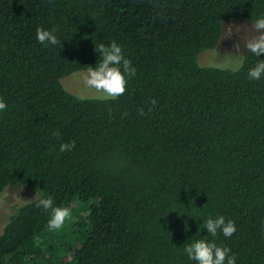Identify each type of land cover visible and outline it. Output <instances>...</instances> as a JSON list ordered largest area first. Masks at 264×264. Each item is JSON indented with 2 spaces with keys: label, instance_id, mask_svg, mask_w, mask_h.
I'll return each instance as SVG.
<instances>
[{
  "label": "trees",
  "instance_id": "1",
  "mask_svg": "<svg viewBox=\"0 0 264 264\" xmlns=\"http://www.w3.org/2000/svg\"><path fill=\"white\" fill-rule=\"evenodd\" d=\"M260 17L264 0H0V194L39 190L0 230V264H197L184 247L205 237L264 264V76L247 75L264 54L237 72L198 61L226 20ZM112 40L136 68L125 94L69 91ZM48 196L72 210L58 231L36 207ZM220 215L231 237L201 226Z\"/></svg>",
  "mask_w": 264,
  "mask_h": 264
},
{
  "label": "clouds",
  "instance_id": "2",
  "mask_svg": "<svg viewBox=\"0 0 264 264\" xmlns=\"http://www.w3.org/2000/svg\"><path fill=\"white\" fill-rule=\"evenodd\" d=\"M242 28L246 31L243 37L244 47L247 52H251L259 58L264 54V17L252 20L251 26H236L237 31ZM55 31V29L38 27L36 38L44 45H59L61 41ZM229 34H231V26L229 27ZM94 43L95 50L99 53V60L95 66H87V72L82 77L83 84L94 93L93 99L99 101L116 100L125 94L128 80L136 75V68L132 66V61L125 56L122 46L115 40L109 44L96 43L95 41ZM237 47L239 48L240 45L238 44ZM242 66L243 61L238 60L232 67V71L237 72ZM247 75L249 79H261L264 76V59H258L256 65L248 71ZM157 103L156 99L151 101L149 112ZM7 108L6 101L0 97V112L6 111ZM138 113L144 115V108H139ZM53 134L60 135L58 131ZM75 145V140L64 142L61 143L59 150L60 152H70L75 148ZM36 207L51 213L47 223V227L51 231L62 229L66 221L72 218L71 208L54 206V200L51 196L39 199ZM201 226L207 229V233L211 237H216L220 233L225 237H231L237 231L235 221L226 220L223 215L216 218L208 217ZM184 252L190 260L196 261L197 264H236V256L231 254L232 250L229 247L220 246L215 240L210 241L207 237L186 244Z\"/></svg>",
  "mask_w": 264,
  "mask_h": 264
},
{
  "label": "rangeland",
  "instance_id": "3",
  "mask_svg": "<svg viewBox=\"0 0 264 264\" xmlns=\"http://www.w3.org/2000/svg\"><path fill=\"white\" fill-rule=\"evenodd\" d=\"M251 22L244 18H235L226 20L224 23L223 34L215 48L206 49L199 54L198 61L203 65L218 66L222 68H231L235 62L242 60V56L246 50L244 47L243 37L246 34L245 29L236 30V26L248 25ZM231 26V34H229V27ZM240 45L238 48L237 45ZM87 70L77 71L62 79L66 88L78 95L79 97L92 98L94 93L88 90L84 84L82 77ZM17 184L7 187L2 194H0V230L2 231L8 223L11 215L16 208L24 203L33 201L38 198L39 190L36 186Z\"/></svg>",
  "mask_w": 264,
  "mask_h": 264
}]
</instances>
